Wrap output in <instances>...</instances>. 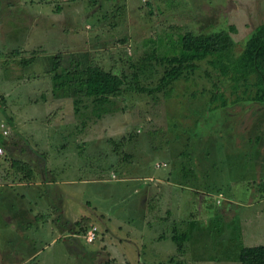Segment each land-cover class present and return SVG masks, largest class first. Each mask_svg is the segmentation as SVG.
I'll return each instance as SVG.
<instances>
[{"label":"rangeland","instance_id":"1","mask_svg":"<svg viewBox=\"0 0 264 264\" xmlns=\"http://www.w3.org/2000/svg\"><path fill=\"white\" fill-rule=\"evenodd\" d=\"M262 21L264 0H0V119L10 132L16 126L24 149L14 157L28 165L16 173L3 151L0 175L45 174L56 183L77 176L62 184L72 187L67 205L78 218L76 259L64 264H240L242 245L264 243L240 211L264 213V103L250 99L253 86L244 91L251 78L234 91L230 71L220 76L201 60L170 89L156 88L162 67L154 59L178 52L185 30L230 24L239 52ZM72 61L124 77L102 115L66 85L62 72ZM69 165L70 175L56 171ZM228 201L235 215L227 224L215 212ZM7 205L0 198V223ZM198 219L200 231L191 225ZM175 230L188 235L181 250L171 239ZM49 240L36 245L29 264H43V253L59 264V245Z\"/></svg>","mask_w":264,"mask_h":264},{"label":"trees","instance_id":"2","mask_svg":"<svg viewBox=\"0 0 264 264\" xmlns=\"http://www.w3.org/2000/svg\"><path fill=\"white\" fill-rule=\"evenodd\" d=\"M235 31L232 24L225 28L213 31L194 32L185 30L178 35L179 50L171 54L155 57L157 64L161 65L162 73L156 88L169 86L170 83L181 77H188L198 66V62L206 60L212 67H217L220 76L229 73V80L235 82L231 87L235 91L240 80L251 78L252 82L246 84L244 91L254 87L251 100L264 103V21L258 23L246 38L239 52H235V41L231 35ZM16 50H10V53ZM153 51L146 52L144 58L151 59ZM24 64V63H23ZM238 69L241 70L238 72ZM66 85L76 93L90 97L94 104L96 116L102 115L101 106L109 96L117 94L123 84L124 77L101 68L99 65L87 64L81 66L78 61H72L62 72ZM216 96L211 95V102ZM225 101L220 100V106ZM99 108V109H97ZM1 135V134H0ZM3 136V135H1ZM3 145L6 144V139ZM14 170L23 171L28 167L24 162L11 159ZM30 174V170L23 172ZM166 217L162 218L165 219ZM186 231H177L171 235L178 250L182 249L183 241L187 238ZM237 259L240 264H264V243L242 245L239 248Z\"/></svg>","mask_w":264,"mask_h":264},{"label":"crops","instance_id":"3","mask_svg":"<svg viewBox=\"0 0 264 264\" xmlns=\"http://www.w3.org/2000/svg\"><path fill=\"white\" fill-rule=\"evenodd\" d=\"M10 125L12 127L11 132L9 131L6 135L8 136L10 134V137L8 140L5 138L7 142L5 147L3 146V149L4 155L6 154L10 162H12L11 159H15V152L17 150H23L24 146L17 140L20 137L13 130L16 126H13L12 123ZM68 158L73 161L71 159L73 158L72 155ZM69 163L72 162L69 161ZM69 167L64 168L63 166L62 170L58 169L56 171L61 174L65 172L67 175H70L69 171L71 172L73 170V166L69 165ZM14 173L12 174L8 171L7 176L0 175V182L3 178H5L4 182H6L4 184L6 188L3 193L1 192L4 190L2 189L4 186L0 187V198L2 200L5 196L8 201V205L5 206L3 211V221L5 223H0V225H4L2 228L5 230L3 232L5 246H3L4 249L0 254V264H24L19 259L20 252L25 254V262L28 261L27 263L29 264L37 255L36 245L38 247L41 244L47 245L49 238L51 239L49 240V245L50 243H58L59 245L60 249H58V255L55 259H59V264L74 262L76 259L77 244L73 239L76 237L75 231L77 226L75 225L78 218L75 214L71 216L70 208L67 205V202L70 201V198L67 199V196L70 194L69 190L72 187H67V185L62 184H74L75 177L77 176H67L64 179H60V183H56V180H47L45 174L32 180H28L29 178L25 180V178H19V175H15ZM46 173H50V170H47ZM231 205L232 201H228L227 207H224L219 212H215L219 216H225L227 224L234 214L229 208ZM249 206L251 207V204ZM244 210L240 211L244 213L243 216L246 222H248V226H251L250 231H253L254 235L262 232L257 237H264V230L260 231L258 229L259 226L262 228L264 226V213L260 209H251L246 212ZM194 222L192 221L191 225L195 226L197 224L196 228L200 231L199 228H202V225L199 224V219ZM209 222L215 224L212 217L209 219ZM255 229L257 232L254 231ZM44 233H46L45 236H43ZM215 234L217 233L214 232ZM39 259L43 264H52L53 261L51 260L52 255L49 253L41 254Z\"/></svg>","mask_w":264,"mask_h":264},{"label":"built area","instance_id":"4","mask_svg":"<svg viewBox=\"0 0 264 264\" xmlns=\"http://www.w3.org/2000/svg\"><path fill=\"white\" fill-rule=\"evenodd\" d=\"M9 133V125L0 119V134L3 136H6ZM4 151L3 146L0 145V154H2ZM97 227L95 225H92L89 227L86 231V234L84 236L85 240L90 242L94 239L96 235Z\"/></svg>","mask_w":264,"mask_h":264}]
</instances>
